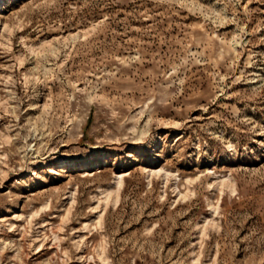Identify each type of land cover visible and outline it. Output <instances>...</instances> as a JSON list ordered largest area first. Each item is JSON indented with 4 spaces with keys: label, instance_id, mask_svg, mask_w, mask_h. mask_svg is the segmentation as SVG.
<instances>
[{
    "label": "rangeland",
    "instance_id": "374dc122",
    "mask_svg": "<svg viewBox=\"0 0 264 264\" xmlns=\"http://www.w3.org/2000/svg\"><path fill=\"white\" fill-rule=\"evenodd\" d=\"M0 264H264V0H0Z\"/></svg>",
    "mask_w": 264,
    "mask_h": 264
},
{
    "label": "bare ground",
    "instance_id": "6f19581e",
    "mask_svg": "<svg viewBox=\"0 0 264 264\" xmlns=\"http://www.w3.org/2000/svg\"><path fill=\"white\" fill-rule=\"evenodd\" d=\"M221 185H224V183L222 182ZM120 189H121V181H120V179H117V181L115 183V190L112 194L107 196V202H112V203L116 204L118 202Z\"/></svg>",
    "mask_w": 264,
    "mask_h": 264
}]
</instances>
